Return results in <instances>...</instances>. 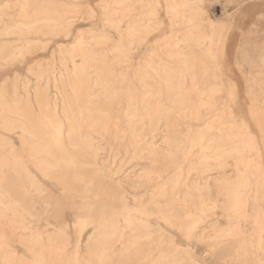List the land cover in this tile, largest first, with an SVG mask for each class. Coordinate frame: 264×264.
<instances>
[{
  "label": "rangeland",
  "instance_id": "rangeland-1",
  "mask_svg": "<svg viewBox=\"0 0 264 264\" xmlns=\"http://www.w3.org/2000/svg\"><path fill=\"white\" fill-rule=\"evenodd\" d=\"M13 1L14 0H0V158L7 157L10 147H13L14 154L19 159H22L27 167L26 173L28 177L19 179L11 172L9 169L11 167H9L5 169V173H8L9 182L0 183V185H2V189L13 190L15 192L16 200L14 199V201L18 203L16 218L22 223V229L19 230V228H14L16 231H14V229L12 230V232L15 233H12L6 228H2L0 226V232L8 234V237L11 238L9 242L11 250L16 255L26 257L28 259L27 263L31 262L30 264H33L31 261L33 256L29 252V249L22 244L21 240L31 238L35 233H38L39 237L42 239L41 240L39 238L40 245L44 246L46 245V239L54 238L55 235H58L57 229L66 226V233L69 237V247L67 246L65 255H61V259L56 260L55 258H50L47 253L48 257H46L44 262L41 264H67L65 263V259L72 253L76 243V237H78L75 235V227L73 226L75 222L83 218V214L79 212V207L82 203H86L87 205H92L94 208L93 212L90 214V221L94 224L93 226L91 225L88 228H84L82 234L78 238L83 242L82 253L85 255L84 264H116V260L114 258L111 259V257L107 256L106 258H99L97 253H87L84 249V244L88 235L93 232L94 228L98 227L100 224L111 222L115 219L114 208L117 205L115 204L113 198L117 190L116 187L121 186L120 188L127 192L125 193L129 207L135 208L137 212H139H136L137 214L134 215L135 218L148 223L150 227V229H148L149 231L145 230L143 232H150L151 235L155 234L154 237L153 235L151 236L150 241L144 240L137 244L135 251L133 252L134 255H129L128 258L123 257L124 261L122 260V264H154L155 259H159L156 261L160 264H264V0H213L210 5L209 3H205L206 5H200L199 10L196 8L195 11L197 13V20L201 25L202 32L204 33L203 38L200 41L194 39L192 42L191 40L185 43L182 42L180 43V47L183 48L182 50L186 56L188 55L187 59L189 64L194 65L192 67L193 69H190V71L192 70L191 72L195 73L196 81L199 84L192 87L189 83V79H187L188 82H186L184 87H182L180 91L176 90L179 92V95H177L179 98L178 100L177 98L174 99L175 103L167 100L169 98V94L167 88H165L166 86H164V83L162 84L165 76L168 75L165 74L163 77L164 74L161 73L162 70L160 68H156L160 74V78L158 79V77H154L152 79L151 77H153V75L151 70L146 69L144 63L141 62H145L148 55L151 52H154L153 56L154 54L156 56H154L152 60L153 63L155 62L154 64L156 67L161 62H165L172 67H176L174 61H171L166 57L167 54L165 52L169 48L167 49L165 47H169L172 40L179 39L182 41V26L180 25L178 26L179 29L177 28L180 35L175 34L174 37L171 32L170 21L168 20L169 15L167 14V0H151V2L149 1V3H147L148 5H144L145 0H141L142 3L140 0H131L133 2V10L126 9L128 11L122 9L124 5L119 6V4H116L118 0H25L26 3L24 0L21 2L20 0ZM19 2L21 5H19ZM22 4L24 5L22 6ZM113 4L122 10L115 7ZM146 5L147 7H145ZM24 9L25 11H23ZM143 9H145V11ZM190 9L194 10L193 7H187L185 16H189L188 12ZM204 10L207 11L205 12ZM120 11L125 14L123 13V15L122 13H119ZM197 11L201 12L199 13ZM66 12L68 13L66 14ZM60 18L62 22L59 21ZM52 19H54L53 21L55 22L51 21ZM133 20H139V25L136 27L135 34L137 35L132 38L130 37L131 31H126V26H128V23H131ZM107 21L110 22L107 23ZM47 23L48 25H46ZM61 24L62 26H60ZM118 24L120 26H118ZM65 25H67V27ZM109 25L110 28L112 27L113 29L107 28ZM64 26L66 28H64ZM114 26L118 27L116 28ZM27 27H31L32 30ZM26 29H28V32ZM117 29L118 31H116ZM18 30L22 34L19 33ZM29 31L31 33H29ZM90 32L94 33L91 35ZM148 33H150V35ZM89 34L90 36H88ZM115 35H119L120 37H115ZM136 36L138 39L135 38ZM101 37H103V39H101ZM183 40L187 41L188 39ZM105 41L106 44H104ZM76 42L77 44H75ZM127 43H131V45L133 43L132 47H130V49H133L132 55L128 57L126 64L114 63L115 61L113 60L115 53L113 48L120 47L121 45L122 47L128 48L130 44L127 46ZM78 44L83 45L80 46ZM86 46L90 47L87 48ZM163 49H165V51ZM83 50L85 53H83ZM104 53L107 54L104 55ZM163 54H166V58ZM92 55L94 61L90 58ZM95 57H97V59ZM192 57H194L193 60ZM69 58L70 61L72 59L74 60L70 62ZM88 60L90 68L87 70L88 75L86 78L89 81L86 82L87 84L81 82L83 85L80 86V81L77 80H80L79 78L81 77L78 76L76 78L78 74L76 72L79 70L75 71L72 64H74L75 67L78 65V67L81 68L84 62H88ZM98 60L100 62H98ZM82 61L84 62L82 63ZM93 68L94 70H92ZM140 68H144V71L146 70L145 72H147L148 75L151 74V77L146 78L147 80L145 84L146 88L151 90H146L145 86L140 85V83L136 80V74L138 71L135 70H139ZM66 69L68 71H66ZM100 73L103 74L100 76ZM104 75H107V78H104ZM94 76H98L97 81L99 83L94 84ZM71 79L73 80L71 81ZM105 79L111 80L112 85H102V80ZM121 79L124 80L121 81ZM119 80L120 83L118 82ZM134 85L136 88H134ZM73 87L75 88L72 89ZM77 87L80 91L76 89ZM157 87L160 88L159 92H161L154 99L156 96L154 94L158 89ZM143 88H145V90H143ZM215 88L217 90H215ZM176 91L174 90V93H177ZM152 94L154 97H152ZM145 98L148 101V103L145 102L146 105H148V109L155 104H158L161 110L163 108V112L160 116V129L152 137V139L148 132L149 128L146 115L143 116L144 112L140 111L138 113H134L136 112L135 109L137 105L139 110L141 109V106L144 105L143 101ZM128 99L132 100L129 101ZM134 100L137 102L135 101V106L133 107ZM54 103H57L56 116L58 118L56 116L55 118L51 116ZM171 103L172 106H170ZM16 105L17 107H15ZM63 105H68L67 107H70L69 109L74 107L69 110L71 113H69V115L72 121L75 120L81 123L77 131L70 132V130H68L69 125L67 124V126L65 124L66 121L63 120V116L61 117V108H63ZM7 107L11 108L10 112L13 110L15 112L13 111V113H9V108ZM181 108H183V110ZM187 108L190 109L188 110ZM21 109V113L24 112L23 117L30 123V126L32 128L34 126L36 127V129L35 127L33 129L38 131L37 135H39V138L42 136L40 138L41 141H49L54 132L56 133V131H54V127L57 125L56 129H58L59 132L62 131L60 134L61 142L63 140V147L60 148L61 152L59 151V153L62 157L66 153L65 157H70L71 154L73 155L70 157L73 160V164L71 166L67 168L63 166H60L61 168L52 167L53 169L50 168L51 170H49L46 174L43 173L44 175L40 172V170L35 166L34 161L45 159L53 165L54 160L50 159L51 157L49 155L43 153V155L40 154L38 157L36 155V158L34 157V159L32 158V160H30L22 151L21 143L18 139L20 132L18 128H16V125H19V120H21ZM73 109L77 112L75 111L74 113ZM83 111H85V113L86 111H89L90 113H87L90 115L87 113L85 114ZM186 111L189 113H186ZM16 112L19 113L14 115ZM47 113L48 115L51 113L50 116L52 120L50 116L46 115ZM225 113L228 114L226 115ZM140 114L142 115L140 118H145L146 121L144 122V120H142L143 124L141 123V119L139 120L138 118ZM192 114L195 115V117ZM166 115H168L167 118ZM126 116L127 119L129 117L131 119L129 118L127 121ZM45 118L47 119L46 121ZM41 119L42 122L40 121ZM85 120H89V122H85ZM38 121L41 123L39 122L38 124ZM47 121L52 122L50 127ZM165 122L168 123L167 125L170 129L168 137H166L165 132H163ZM45 123L48 124V126ZM136 123L138 125H136ZM92 125L93 128L96 127V131L95 129H92ZM37 126L39 128H45V130H47L48 133L50 132V134L47 135V132L44 131L43 128L39 129ZM9 127L11 129L9 131L11 132L6 130ZM135 127L139 128L134 130ZM49 128L53 129L50 130ZM142 128L145 129L142 130ZM89 130H93L94 132ZM44 132H46L49 140L46 138ZM52 132L53 134H51ZM97 132H99V135ZM142 134L144 136H142ZM66 136L70 142H67ZM84 137L90 138L91 141H93L92 146L94 150L92 148L88 149L91 154L87 152L88 150L85 148L86 146L84 145V140H82ZM167 138L168 141L171 140L168 142H171L169 145L166 142L165 143L167 145L164 143V141H167ZM80 140H82L84 144L82 141L78 144ZM10 143L13 145L10 146ZM135 143L138 148L135 146ZM140 143L144 144L141 145ZM79 146L81 148H79ZM54 148L55 147L51 148L52 152ZM95 150L98 151L96 155ZM159 150L160 153L158 152ZM153 151H155L156 156H151ZM59 153H57L58 155L56 156H59ZM85 153L86 155L88 154V158L85 157ZM169 153L170 155H168ZM148 155H150L151 158L150 156L148 157ZM133 156H136L138 161H135L136 158H133ZM89 157L91 158L89 159ZM172 161L175 162L170 168L172 175L170 174L165 177L164 175L166 174L163 170ZM218 164H220V169L218 171L226 174L231 173L230 170L234 164L236 170L234 182L237 183L236 185L241 184L242 192L239 193L236 190L229 191L226 188L223 189L221 185L217 186L210 180L214 175H216ZM71 167L75 170L70 171ZM201 167H204L203 170H206L204 174ZM68 169L70 170L68 171ZM193 169L196 172H194ZM178 171L181 172L179 173ZM73 172L77 174H74ZM148 173L159 174L160 177L157 178V180L150 179L149 181L146 177H144ZM194 173L197 174L194 175ZM49 174L51 177H48ZM238 176L242 177L238 179ZM0 178H2V174L0 175ZM240 179L242 180V183ZM247 179L250 181L249 183ZM81 180L83 182H81ZM178 182L180 184H178ZM246 182L249 185H247ZM205 184L207 185L205 186ZM169 185L172 188H170ZM158 189L161 190L159 191ZM171 189L174 190L171 192ZM153 190L157 191L155 193H157L158 196L154 194ZM201 192L204 193L201 194ZM151 193L152 195H150ZM187 195L193 203L189 202ZM95 196L98 198V201L97 198L95 200ZM150 197H152L151 200ZM161 197H163V200ZM83 200L85 201L83 202ZM183 202H185V205L182 204ZM199 202L200 204H198ZM242 203L245 205H242ZM156 205L158 207H156ZM163 205H167L170 212L177 215V218L167 220L170 224H168L166 220L162 221L163 219H160L157 215L158 210L162 208L164 209L161 210L162 212H166L168 210L167 207H164ZM202 208L205 209V211H202L201 213V210H203ZM234 208H237V210H234ZM241 209L244 213L246 212V214H243ZM26 210L28 212H26ZM203 212L205 215H203ZM232 213L233 215L235 213L238 215L235 214V217L233 216L232 218ZM239 214L243 215L244 219L242 217H238ZM224 215L229 216L231 221L224 218ZM188 216L189 219L187 218ZM199 218L200 223L198 224L199 226L195 228V232L198 230L196 232V236H194L195 238L192 237L189 241L184 239L185 231L192 228L193 222ZM165 221L166 225L164 224ZM244 221L245 224H243ZM202 222L205 224L203 223V225ZM228 222L231 223L227 225ZM170 225H174V227H171ZM77 226L79 225H76V227ZM237 228H240L241 230H238ZM206 230L208 234L205 232ZM259 232L260 234L258 235ZM239 233L240 235H238ZM156 234L161 237L164 235V238H161ZM212 234L216 236V239H212ZM257 235L260 236V240H257ZM45 236L47 238H45ZM158 237L161 242L156 244L154 241H156ZM220 241L221 244L219 243ZM257 241H260L263 247L261 246L259 248V246H257ZM173 244L175 247H172L174 246ZM120 247V243H116L113 246V252L115 255L120 252ZM187 250L190 252L193 262H188L185 258L184 252ZM161 258H163L166 262L163 260L161 261ZM155 264L158 263L156 262Z\"/></svg>",
  "mask_w": 264,
  "mask_h": 264
},
{
  "label": "bare ground",
  "instance_id": "bare-ground-1",
  "mask_svg": "<svg viewBox=\"0 0 264 264\" xmlns=\"http://www.w3.org/2000/svg\"><path fill=\"white\" fill-rule=\"evenodd\" d=\"M12 1V0H11ZM15 1V0H14ZM13 1V2H14ZM19 1V0H18ZM22 0H20V2H21ZM25 1V0H24ZM29 1V0H28ZM135 1V0H134ZM144 1V0H143ZM149 1L151 2V0H145V2H144V5L145 4H147V3H149ZM212 1L213 0H167L166 2H167V8H168V11H167V14L169 15L168 16V20L170 21V27H171V32H172V34H173V36L175 37V34H178V35H180L179 34V31L177 30V28H178V26H182V41L181 40H172V42H171V44H170V46L169 47H165V48H169L168 50H166V54H167V56H166V54L164 55V57L166 56L168 59H170L171 61H174V63L176 64V67H172L171 65H169L168 63H163V62H161V63H159L158 65H157V67L155 66V62L153 63V60H152V58L154 57V56H156L155 54H154V56H153V53L154 52H151L149 55H148V57H147V59L145 60V62H143V61H141L142 63H144V66H145V68L146 69H148V70H151V72H152V75H153V77H151V74H149L148 75V73L147 72H145L144 71V68H140L139 70H135V71H138V73L136 74V80L140 83V85H143V86H145V84H146V78L147 77H151L152 79L154 78V77H158V79L160 78V74H159V72H158V70H156V68L158 69V68H160L161 70H162V72L161 73H163L164 75H163V77L165 76V74H167L168 76H165V79L163 80V82H162V84L164 83V86H166L165 88H167V91H168V101L170 100V102L171 101H173L174 102V99H176L177 98V100H178V98L179 97H177V95H179V92L178 91H180V89H182V87H184V85L186 84V82H188V80L187 79H189V83H190V85L192 86V87H195V86H197L199 83L196 81V75H195V73L194 72H191L190 71V69H193L192 67L194 66V65H191V64H189V62H188V59H187V56H186V54L183 52V48H181L180 47V43H182V42H188V41H190L191 40V42H192V40L194 41V39H196L197 41H200L202 38H203V35H204V33L202 32V30H201V25H200V23H198V20H197V13H196V8H197V10H199V7H200V5H202V4H207V3H209V5L212 3ZM257 1V0H256ZM10 2V1H9ZM20 2H19V5H21L20 4ZM37 2V1H36ZM140 2H141V0H140ZM6 3V2H5ZM24 3V2H23ZM25 3H26V1H25ZM28 3V2H27ZM71 3V2H70ZM113 3V2H112ZM137 3V2H136ZM142 3V2H141ZM215 3V2H214ZM18 4V3H17ZM16 4V5H17ZM50 4V3H49ZM117 5L119 4V6H122V5H124V7H122V9H131V10H133V7H132V4H133V2L131 1V0H118L117 1V3H116ZM135 4V3H134ZM205 4V5H206ZM219 4V3H218ZM24 4H22V6H23ZM27 5V4H26ZM105 5V4H104ZM107 5V4H106ZM114 6H115V4H113ZM148 5V4H147ZM147 5L145 6V7H147ZM158 5V4H157ZM18 6V5H17ZM16 6V7H17ZM45 6V5H44ZM58 6V5H57ZM114 6H112V7H114ZM135 6V5H134ZM143 6V5H142ZM13 7V6H12ZM31 7V6H30ZM67 7V6H66ZM69 7V6H68ZM115 7H117V6H115ZM187 7H190V8H194V10L193 9H190V11L188 12L189 13V16L187 17V16H185V12H186V8ZM8 8V7H7ZM62 8V7H61ZM70 8V7H69ZM117 8H119V7H117ZM18 9H19V7H18ZM23 9V8H22ZM104 9V8H103ZM105 9H107V8H105ZM120 9V8H119ZM122 9H120V10H122ZM21 10V9H20ZM65 10V9H64ZM63 10V11H64ZM67 10H69V9H67ZM113 10V9H112ZM131 10H130V12H131ZM144 11H145V9H143ZM23 11H25V9L23 10ZM73 11V10H72ZM77 11V10H76ZM103 11V10H102ZM126 11H128V10H126ZM205 11V10H204ZM207 11V10H206ZM205 11V12H206ZM107 12V11H106ZM115 12H116V10H115ZM130 12H128V13H130ZM197 12H199V11H197ZM201 12V11H200ZM199 12V13H200ZM226 12V11H225ZM25 13V12H24ZM68 12H66V14H67ZM86 13V12H85ZM84 13V14H85ZM119 13H122L121 11L119 12ZM124 13V12H123ZM122 13V14H123ZM142 13V12H141ZM165 13V12H164ZM196 13V14H195ZM208 13V12H207ZM108 14V13H107ZM117 14H118V12H117ZM122 14H120V15H122ZM125 14V13H124ZM123 14V15H124ZM131 14H133V13H131ZM143 14V13H142ZM58 15V14H57ZM110 15V14H109ZM115 15V14H114ZM128 15V14H127ZM141 15V14H140ZM187 15V14H186ZM203 15V14H202ZM1 16V15H0ZM37 16V15H36ZM55 16H56V14H55ZM64 16L66 17V15L64 14ZM117 16V15H116ZM126 16V15H125ZM154 16V15H153ZM6 17V16H5ZM79 17H81V16H79ZM93 17V16H92ZM113 17V16H112ZM111 17V18H112ZM118 17V16H117ZM138 17V16H137ZM144 17V16H143ZM22 18V17H21ZM35 18V17H34ZM57 18V17H56ZM91 18V17H90ZM103 18V17H102ZM110 18V17H109ZM115 18V17H114ZM124 18V17H123ZM126 18V17H125ZM129 18V17H128ZM141 18V17H140ZM260 18V17H259ZM24 19V18H23ZM59 19V18H58ZM76 19V18H75ZM120 19V18H119ZM138 19V18H137ZM142 19V18H141ZM1 20V19H0ZM34 20V19H33ZM54 19H52L51 21H53ZM117 20H118V18H117ZM116 20V21H117ZM125 20V19H124ZM143 20V19H142ZM35 21V20H34ZM33 21V22H34ZM39 21V20H38ZM59 21H61L62 22V20H61V18H60V20ZM58 21V22H59ZM104 21H105V18H104ZM122 21H123V19H122ZM147 21V20H146ZM53 22H55V21H53ZM108 22H110V21H107V23ZM118 22H119V20H118ZM121 22V21H120ZM144 22V21H143ZM2 23V22H1ZM52 23V22H51ZM68 23V22H67ZM66 23V24H67ZM106 23V24H107ZM142 23V22H141ZM150 23V22H149ZM149 23H147V24H149ZM114 24V23H113ZM46 25H48V23L46 24ZM110 25H112V24H110ZM110 25H109V27H107V28H109V29H111L110 28ZM139 25V20H133L131 23H128V26H126L125 28L127 29L126 31H131V34H130V37H132L133 38V36H135V35H137V34H135L136 33V27ZM32 26H33V24H32ZM39 26V25H38ZM37 26V27H38ZM41 26V25H40ZM45 26V25H44ZM60 26H62V24L60 25ZM66 27H67V25H65ZM64 26V28H66ZM118 26H120L119 24H118ZM117 26V27H118ZM215 26V25H214ZM21 27V26H20ZM46 27V26H45ZM48 27V26H47ZM114 27H116V26H114ZM116 27V28H117ZM147 27V26H146ZM145 27V28H146ZM27 28H29V27H27ZM31 28V27H30ZM29 28V29H30ZM40 28V27H39ZM49 28V27H48ZM52 28V27H51ZM62 28V27H61ZM115 28V29H116ZM42 29V28H41ZM52 29H54V28H52ZM113 29V28H112ZM119 29H120V27H119ZM161 29V28H160ZM179 29V28H178ZM31 30H32V28H31ZM30 30V31H31ZM62 30V29H61ZM138 30V29H137ZM143 30V29H142ZM205 30V29H204ZM23 31V30H22ZM26 31L28 32V29H26ZM25 31V32H26ZM29 31V33H31ZM116 31H118V29L116 30ZM143 31H145V30H143ZM18 32H19V30H18ZM89 32V31H88ZM124 32V31H123ZM8 33V32H7ZM11 33V32H10ZM19 33H21V32H19ZM61 33V32H60ZM91 33V32H90ZM92 33H94V32H92ZM92 33H91V35H92ZM119 33V32H118ZM147 33V32H146ZM22 34V33H21ZM27 34V33H26ZM124 34V33H123ZM129 34V33H128ZM149 35H150V33H148ZM147 34V35H148ZM151 34H153V33H151ZM172 34H171V36H172ZM264 34V33H263ZM1 35V34H0ZM9 35V34H8ZM14 35V34H13ZM101 35V34H100ZM114 35V34H113ZM33 36V35H32ZM41 36V35H40ZM53 36V35H52ZM88 36H90V34L88 35ZM117 36H119V35H117ZM116 35H115V37H117ZM139 36V35H138ZM7 37V36H6ZM109 37V36H108ZM107 37V39L109 40V38ZM120 37V36H119ZM129 37V38H130ZM91 38H92V36H91ZM90 38V39H91ZM97 38V37H96ZM136 39H138L137 38V36L135 37ZM78 39V38H77ZM76 39V40H77ZM81 39V38H80ZM101 39H103V37H101ZM105 39V38H104ZM107 39H106V41H107ZM128 39V38H127ZM131 39V38H130ZM130 39H128V40H130ZM183 39H188L187 41H184ZM96 40V39H95ZM94 40V41H95ZM119 40V39H118ZM140 40V39H139ZM142 40V39H141ZM20 41V40H19ZM88 41V40H87ZM90 41V40H89ZM92 41V40H91ZM106 41L104 42V44H106ZM131 41V40H130ZM170 41V40H169ZM79 42V41H78ZM82 42H84V41H82ZM127 42V41H126ZM138 42H140V41H138ZM161 42V41H160ZM204 42V41H203ZM26 43V42H25ZM80 43V42H79ZM89 43V42H88ZM119 43V42H118ZM121 43V42H120ZM141 43H143V42H141ZM164 43V42H163ZM190 43V42H189ZM196 43V42H195ZM198 43V42H197ZM205 43V42H204ZM75 44H77V42L75 43ZM81 44V43H80ZM80 44H78V45H80ZM85 44V43H84ZM90 44V43H89ZM122 44V43H121ZM128 44H130V46L128 45ZM11 45V44H10ZM38 45V44H37ZM83 45V44H82ZM82 45H80V46H82ZM87 45V44H86ZM132 45H133V43H132ZM132 45H131V43H127V46H129L128 48H125V47H122V45L120 46V47H116V48H113V50H114V53H115V57H114V60L113 61H115L114 63H124V64H126V61L128 60V57L130 56V55H132V50L133 49H130V47H132ZM202 45V44H201ZM161 46V45H160ZM205 46V45H204ZM30 47V46H29ZM87 47V46H86ZM90 47V46H89ZM89 47H87V48H89ZM136 47H138V46H136ZM12 48V47H11ZM92 48V47H91ZM210 48V47H209ZM5 49V48H4ZM86 49V48H85ZM213 49V48H212ZM88 50V49H87ZM164 51H165V49H163ZM162 50V51H163ZM112 51V50H111ZM163 51V52H164ZM14 52V51H13ZM25 52V51H24ZM73 52V51H72ZM87 52V51H86ZM107 52V51H106ZM162 52V53H163ZM33 53V52H32ZM83 53H85L84 52V50H83ZM109 53V52H108ZM105 54H107V53H104V55ZM110 54V53H109ZM108 54V55H109ZM210 54V53H209ZM20 55V54H19ZM82 55H84V54H82ZM86 55V54H85ZM211 55V54H210ZM94 56H96V55H94ZM110 56V55H109ZM113 56V55H112ZM209 56V55H208ZM19 57V56H18ZM111 57V56H110ZM146 57V56H145ZM165 57V58H166ZM12 58V57H11ZM71 58V57H70ZM70 58H69V61H70ZM74 58V57H73ZM90 58H92V61H94L93 59V55H92V57L90 56ZM96 59H97V57H95ZM104 58H106V57H104ZM8 59V58H7ZM110 59V58H109ZM112 59V58H111ZM194 59V57H192V60ZM14 60V59H13ZM74 59H72L70 62H72ZM90 60V59H89ZM89 60H88V62L87 61H82V63L84 62V64H83V66L81 67V68H79L78 67V65H77V67H75V65L74 64H72V66L75 68L74 70L76 71H78V72H76V73H78L77 74V76H76V78L79 76V77H81V78H79L80 80H77V79H75V80H77V81H80V83H79V85L81 84V82L82 83H85V84H87L86 82H88L89 80L86 78L87 77V75H88V73H87V70L90 68V63H89ZM100 60V59H99ZM98 60V62H100ZM103 60V59H102ZM106 60V59H105ZM170 60H168V61H170ZM263 60V59H262ZM10 61V60H9ZM112 61V60H111ZM12 62V61H11ZM60 62V61H59ZM96 62V61H95ZM102 62V61H101ZM160 62V61H159ZM194 62V61H193ZM81 63V62H80ZM264 63V62H263ZM38 64V63H37ZM96 64V63H95ZM105 64V63H104ZM124 64H122V65H124ZM4 65V64H3ZM100 65V64H99ZM103 65V64H102ZM6 66V65H5ZM12 66V65H11ZM61 66V65H60ZM93 66H94V64H93ZM107 66V65H106ZM120 66V65H119ZM124 66H126V65H124ZM139 66V65H138ZM155 66V67H154ZM221 66V65H220ZM45 67V66H44ZM99 67V66H98ZM127 67V66H126ZM102 68H103V66H102ZM122 68V67H121ZM139 68V67H138ZM221 68H222V66H221ZM258 68V67H257ZM97 69H99V68H97ZM104 69H106V68H104ZM137 69V68H136ZM159 69V70H160ZM260 69V68H259ZM73 70V71H74ZM92 70H94V68L92 69ZM91 70V71H92ZM128 70V69H127ZM65 71V70H64ZM66 71H68L67 69H66ZM74 71V72H75ZM99 71V70H98ZM125 71V70H124ZM70 72V71H69ZM73 72V73H74ZM90 72V71H89ZM96 72V71H95ZM101 72H103V71H101ZM110 72V71H109ZM117 72V71H116ZM72 73V74H73ZM91 73V72H90ZM93 73H94V71H93ZM111 73V72H110ZM103 74V73H102ZM101 73H100V76L102 75ZM124 74V73H123ZM125 74H126V72H125ZM31 75V74H30ZM68 75H69V73H68ZM76 75V74H75ZM90 75V74H89ZM94 75V74H93ZM92 75V76H93ZM95 75H96V73H95ZM98 75V74H97ZM109 75V74H108ZM111 75V74H110ZM120 75V74H119ZM70 76V75H69ZM107 76V75H106ZM105 75L103 76L104 78L106 77ZM34 77V76H33ZM89 77V76H88ZM103 78V79H104ZM107 78V77H106ZM118 78V77H117ZM40 79V78H39ZM67 79V78H66ZM73 79H71V81H72ZM94 84H96V83H99L97 80H98V76L96 77V76H94ZM100 80V79H99ZM122 80H124V79H121V81ZM213 80V79H212ZM103 81V82H102ZM102 81H100V82H102L103 84L102 85H110L111 84V80H107V79H105V80H102ZM114 81V80H113ZM154 81V80H153ZM158 81H160V80H158ZM17 82V81H16ZM37 82V81H36ZM119 83H120V80L118 81ZM152 82V81H151ZM226 82V81H225ZM18 83V82H17ZM16 83V84H17ZM74 83H75V81H74ZM114 83H115V81H114ZM118 83V84H119ZM128 83V82H127ZM222 83V82H221ZM77 84H78V82H77ZM159 84V83H158ZM161 84V83H160ZM83 84H81L80 86H82ZM98 85V84H97ZM101 85V84H100ZM112 85V84H111ZM155 85V84H154ZM227 85V84H226ZM96 86V85H95ZM131 86V85H130ZM135 86V85H134ZM133 86V87H134ZM162 86V85H161ZM160 86V87H161ZM75 87H76V85H75ZM75 87H73L72 89H74ZM101 87V86H100ZM106 87V86H105ZM141 87V86H140ZM156 87V86H155ZM254 87V86H253ZM81 88V87H80ZM134 88H136V86L134 87ZM145 88H146V86H145ZM145 88H143V90H145ZM158 89L156 90V92H155V94L154 95H156L155 97H154V95L152 96V97H154V99L160 94V92H159V87H157ZM162 88V87H161ZM260 88V87H259ZM24 89V88H23ZM76 89H78V87L76 88ZM149 89V88H148ZM147 88H146V90H148ZM15 90V89H14ZM105 90V89H104ZM138 90V89H137ZM141 90H142V88H141ZM149 90H151V89H149ZM163 90V89H162ZM174 90L176 91V90H178V91H176L177 93H174ZM205 90V89H204ZM215 90H217L216 88H215ZM78 91H80V89H78ZM102 91V90H101ZM155 91V90H154ZM126 92H128V91H126ZM228 92V91H227ZM253 92V91H252ZM81 93V92H80ZM79 93V94H80ZM103 93V92H102ZM1 94V93H0ZM107 94V93H106ZM134 94V93H133ZM144 94V93H143ZM142 94V95H143ZM74 95H75V93H74ZM86 95V94H85ZM210 95V94H209ZM16 96V95H15ZM54 96V95H53ZM56 96V95H55ZM102 96V95H101ZM109 96V95H108ZM201 96V95H200ZM29 97V96H28ZM60 97V96H59ZM58 97V98H59ZM114 97V96H113ZM132 97V96H131ZM131 97H129V98H131ZM141 97V96H140ZM149 97V96H148ZM148 97H146V98H148ZM227 97H229V96H227ZM55 98V97H54ZM69 98V97H68ZM110 98V97H109ZM109 98H107V99H109ZM128 98V97H127ZM139 98V97H138ZM144 99V105L143 106H141V104H140V106H141V109L139 110V108H137L138 107V105H137V107H136V109H135V111L136 112H134V113H138V112H144V115L143 116H145L146 115V118H147V121H148V132H149V135L151 136V139H152V137L159 131V129H160V127H159V123H160V121H161V119H160V116H161V113L163 112L162 110H163V108H162V110H161V108L159 107V105L158 104H155L154 106H152V107H150L149 109H148V105H146V103L145 102H147L148 103V101H147V99ZM208 98V97H207ZM231 98V97H230ZM63 99V98H62ZM136 99V98H135ZM140 99V98H139ZM129 100V99H128ZM130 100H132V99H130ZM129 100V101H130ZM146 100V101H145ZM148 100H150V99H148ZM152 100V99H151ZM166 100V101H167ZM177 100H176V102H177ZM183 100H184V98H183ZM203 100V99H202ZM206 100V99H205ZM262 100V99H261ZM55 101V100H54ZM68 101V100H67ZM135 101L136 100H134V105H133V107L135 106ZM142 101V100H141ZM2 102V101H1ZM4 102V101H3ZM57 102V101H56ZM66 102V101H65ZM137 102V101H136ZM172 102V103H173ZM141 103V102H140ZM161 103V102H160ZM172 103H171V105L170 106H172ZM175 103V102H174ZM57 104V103H56ZM56 104L54 103V106H53V109H52V115H51V113H50V115L52 116V117H54L55 118V116H56ZM67 104V103H66ZM138 104V103H137ZM122 105V104H121ZM179 105V104H178ZM183 105V104H182ZM18 106H20V105H18ZM25 106V105H24ZM68 106V105H67ZM67 106H65V105H63V108H61L62 109V111H61V113H62V115H61V117L63 116V120H65L66 121V125L68 124L69 125V129L68 130H70V132L71 131H77V129L80 127V124L81 123H79L78 121H75L74 119V121H72L71 120V117H70V115H69V110H71L72 108H74V107H72L71 109H69ZM80 106V105H79ZM162 106V105H161ZM174 106V105H173ZM177 106V105H176ZM180 106V105H179ZM15 107H17V105L15 106ZM48 107V106H47ZM76 107V106H75ZM185 107V106H184ZM7 108H9V107H7ZM20 108V107H19ZM24 108V107H23ZM165 108V107H164ZM186 108V107H185ZM6 109V108H5ZM76 109V108H75ZM75 109H73L74 110V113H75ZM80 109V108H79ZM85 109V108H84ZM129 109V108H128ZM132 109V108H131ZM130 109V110H131ZM166 109H168V108H166ZM182 110H183V108H181ZM188 109V108H187ZM190 109V108H189ZM188 109V110H189ZM200 109V108H199ZM3 110H4V108H3ZM10 110H11V108H9V113H13V111L12 112H10ZM20 110V109H19ZM86 110H87V108H86ZM98 110V109H97ZM129 110V111H130ZM185 110V109H184ZM187 110V111H188ZM194 110V109H193ZM8 111V110H7ZM18 111V110H17ZM80 111V110H79ZM127 111V110H126ZM186 111V113H189V112H187ZM6 112V111H5ZM15 112V111H14ZM22 112V109H21V111H20V117H21V120H19V125H16L17 127L16 128H18V130H19V132H20V134H19V140H20V143H21V148H22V151L26 154V156L30 159V160H32V158L34 159V157L37 155V157H38V155H43V154H47V155H49L51 158L50 159H53L54 161V164L53 165H51L48 161H46L45 159H40V160H37V159H35V160H37V161H34V164H35V166L40 170V172L43 174H46L49 170H51L50 168H58V167H60V166H63V167H69V166H71L72 164H73V160H72V158H70L71 156H73L72 154H71V156L70 157H65L66 156V154L62 157V155L59 153V151L61 152V150H60V148H62L63 146H62V142H63V140H62V142H61V136H60V134H61V132H59V130L58 129H56V126L57 125H55V127H54V131H56V133L54 132V134H53V132L51 133V134H53L52 135V138L49 140V137L47 138V135L48 134H50V132L48 133L47 132V130H45V128H43V127H41V128H43L44 129V131H46L47 132V135H46V132H44V134L46 135V138L49 140V141H41L40 140V138L42 137H40L39 138V135H37V130H34L33 128L35 127H31L30 126V123L23 117V113H21ZM49 112V111H48ZM77 112V111H76ZM84 113H85V111H83ZM87 112H89V111H86V113ZM109 112V111H108ZM132 112V111H131ZM167 112V111H166ZM169 112V111H168ZM19 113V112H18ZM17 112L14 114V115H16V114H18ZM60 113V112H59ZM81 113V112H80ZM85 113V114H86ZM90 113V112H89ZM170 113V112H169ZM168 113V114H169ZM172 113V112H171ZM194 113V112H193ZM71 114V113H70ZM83 114V113H82ZM81 114V115H82ZM88 114V113H87ZM97 114V113H96ZM166 114V113H165ZM195 114V113H194ZM226 114V113H225ZM228 114V113H227ZM226 114V115H227ZM47 116H50V115H48V113L46 114ZM75 115V114H74ZM80 115V116H81ZM88 115H90V114H88ZM92 115V114H91ZM98 115V114H97ZM106 115V114H105ZM108 115V114H107ZM110 115V114H109ZM131 115V114H130ZM189 115V114H188ZM193 115V114H192ZM51 116H50V118H51ZM72 116H73V114H72ZM78 116V115H77ZM99 116V115H98ZM129 116V115H128ZM135 116V115H134ZM136 116H137V114H136ZM186 116V115H185ZM194 117H195V115H193ZM201 116V115H200ZM57 117V116H56ZM74 117V116H73ZM75 117H76V115H75ZM85 117H87V116H85ZM84 117V118H85ZM89 117V116H88ZM101 117H102V115H101ZM108 117V116H107ZM140 117H142V115L140 114V116H138V118H139V120L141 119ZM168 117V115H166V118ZM181 117V116H180ZM196 117H197V115H196ZM15 118H16V116H15ZM19 118V117H18ZM29 118V117H28ZM40 118V117H39ZM58 118V117H57ZM78 118V117H77ZM82 118H83V116H82ZM130 118V117H129ZM128 118V119H129ZM133 118V117H132ZM136 118V117H135ZM165 118V119H166ZM43 119V118H42ZM42 119L40 120L41 122H42ZM126 119H127V116H126ZM128 119H127V121H128ZM131 119V118H130ZM189 119V118H188ZM194 119V118H193ZM39 120V119H38ZM44 120V119H43ZM47 119L45 118V121H46ZM50 120V119H49ZM51 120H52V118H51ZM78 120V119H77ZM91 120V119H90ZM123 120V119H122ZM142 120H144V122H146L145 121V118L144 119H141V123L143 124V122H142ZM40 121H38V124H39V122ZM53 121H54V119H53ZM60 121V120H59ZM86 121H88L89 122V120H85V122ZM118 121V120H117ZM116 121V122H117ZM134 121V120H133ZM196 121V120H195ZM230 121V120H229ZM15 122V121H14ZM40 122V123H41ZM48 122V121H47ZM56 122V121H55ZM137 122V121H136ZM52 122H48V124H49V127H50V124H51ZM62 123V122H61ZM111 123V122H110ZM109 123V124H110ZM130 123H131V120H130ZM43 124V123H42ZM42 124H40V125H42ZM46 124V123H45ZM44 124V125H45ZM48 124H46L47 126H48ZM54 124V123H53ZM60 124V123H59ZM114 124V123H113ZM117 124H118V122H117ZM126 124V123H125ZM168 123L167 122H165V124H164V131L163 132H165V136L166 137H168L169 136V134H170V129H169V127H168V125H167ZM67 125V126H68ZM86 125V124H85ZM91 125V124H90ZM97 126H99L98 124H96ZM95 125V126H96ZM114 125H116V124H114ZM136 125H138L137 123H136ZM230 125V124H229ZM10 126V125H9ZM127 126V125H126ZM130 126H132V125H130ZM135 126V125H134ZM141 126V125H140ZM139 126V127H140ZM143 126H145V125H143ZM233 126V125H232ZM38 127V126H37ZM61 127H62V124H61ZM91 127V126H90ZM133 127V126H132ZM139 127H135V129L134 130H136L137 128H139ZM142 127V126H141ZM223 127V126H222ZM3 128H6V127H3ZM39 128V127H38ZM41 128H39V129H41ZM48 128V127H47ZM59 128V127H58ZM96 128V127H95ZM95 128H93V125H92V129H95ZM104 128V127H103ZM231 128V127H230ZM35 129H36V127H35ZM50 129V128H49ZM53 129V128H52ZM52 129H50V130H52ZM64 129V128H63ZM98 129V128H97ZM100 129V128H99ZM102 129V128H101ZM127 129V128H126ZM125 129V130H126ZM131 129V128H130ZM145 129V128H144ZM143 128H142V130H144ZM7 131H9V130H11L10 129V127L8 128V129H6ZM62 130V129H61ZM231 130V129H230ZM89 131H93V130H89ZM95 131H96V129H95ZM104 131V130H103ZM128 132H129V130H127ZM139 131V130H138ZM9 132H11V131H9ZM79 132V131H78ZM87 132V131H86ZM94 132V131H93ZM100 132V131H99ZM99 132H97L98 133V135H99ZM190 132V131H189ZM188 132V133H189ZM231 132V131H230ZM89 133V132H88ZM91 133V132H90ZM129 133H131V132H129ZM136 133V132H135ZM144 133H145V131H144ZM193 133V132H192ZM63 134V133H62ZM67 134H69V133H67ZM72 134V133H71ZM80 134V133H79ZM78 134V135H79ZM95 134V133H94ZM105 134V133H104ZM133 134H134V132H133ZM140 134V133H139ZM74 135V134H73ZM90 135V134H89ZM96 135V134H95ZM141 135V134H140ZM189 135V134H188ZM210 135V134H209ZM226 135V134H225ZM68 136V135H67ZM67 136H66V138H67ZM71 136V135H70ZM80 136H81V134H80ZM88 136V135H87ZM131 136V135H130ZM133 136V135H132ZM142 136H144L143 134H142ZM141 136V137H142ZM164 136V137H165ZM74 137H76V136H74ZM73 137V138H74ZM82 137V136H81ZM138 137V136H137ZM140 137V138H141ZM0 138H1V136H0ZM63 138V137H62ZM72 138V139H73ZM98 138H99V136H98ZM105 138V137H104ZM108 138V137H107ZM124 138H126V137H124ZM135 138V137H134ZM139 138V137H138ZM163 138V137H162ZM171 138V137H170ZM5 139V138H4ZM70 139V138H69ZM80 139V138H79ZM93 139V138H92ZM136 139V138H135ZM46 140V139H45ZM74 140H76V139H74ZM78 140V139H77ZM82 140H84V143H83V141ZM82 140H80V142L78 143V144H80L81 143V141H82V143L86 146L85 148H87V150L88 149H93V146H92V142L93 141H91V139L90 138H83ZM132 140H133V138H132ZM138 141H140L139 139H137ZM137 140H135V141H137ZM164 140V139H163ZM232 140V139H231ZM230 140V141H231ZM152 141V140H151ZM169 141H171V140H169ZM168 141V138H167V141H164V143L166 142V143H168L169 142ZM199 141H200V139H199ZM67 142H70L69 140H68V138H67ZM176 142V141H175ZM73 143V142H72ZM71 143V144H72ZM75 143H76V141H75ZM145 143H146V140H145ZM165 143V144H166ZM171 143V142H170ZM170 143H168V145L170 144ZM94 144V143H93ZM141 144V143H140ZM144 144V143H143ZM143 144H141V145H143ZM164 144V145H165ZM211 144V143H210ZM13 145V144H12ZM11 145V143H10V146H12ZM70 145V144H69ZM75 145V144H74ZM73 145V146H74ZM77 145V144H76ZM146 145V144H145ZM151 145V144H150ZM167 145V144H166ZM217 145H218V143H217ZM81 146V145H80ZM79 146V148H81ZM135 146H136V143H135ZM147 146V145H146ZM172 146V145H171ZM232 146V145H231ZM15 147V146H14ZM52 147H55L54 148V150H53V152H52ZM137 147V146H136ZM147 147H149V146H147ZM203 147V146H202ZM97 148V147H96ZM138 148V147H137ZM139 148H140V146H139ZM143 148V147H142ZM152 148H153V146H152ZM171 148V147H170ZM170 148H169V150H170ZM186 148V147H185ZM5 149V148H4ZM73 149V148H72ZM136 149V148H135ZM154 149H156V148H154ZM177 149V148H176ZM66 150V149H65ZM86 150V149H85ZM86 150V151H87ZM94 150V149H93ZM146 150V149H145ZM150 150V149H149ZM207 150V149H206ZM81 151H82V149H81ZM96 151V153H95V155L98 153V151L97 150H95ZM94 151V152H95ZM120 151V150H119ZM132 151H134V150H132ZM152 151V150H151ZM222 151V150H221ZM65 152V151H64ZM67 152H69V151H67ZM85 152V151H84ZM87 152H89V150L87 151ZM135 152V151H134ZM145 152V151H144ZM146 152H147V150H146ZM150 152V151H149ZM159 153H160V150L158 151ZM157 152V153H158ZM166 152V151H165ZM43 153V154H42ZM57 153H59V156H56V155H58ZM90 153V152H89ZM167 153V152H166ZM172 153V152H171ZM70 154V153H69ZM83 154V153H82ZM91 154V153H90ZM93 154V153H92ZM132 154H134V153H132ZM141 154V153H140ZM147 154H148V152H147ZM151 154V153H150ZM165 154V153H164ZM6 155V154H5ZM61 155V156H60ZM85 155H86V153H85ZM88 155V154H87ZM85 156V157H87L88 158V156ZM125 155V154H124ZM152 155H155L156 156V153H155V151H153V153L151 154V156ZM168 155H170V153L168 154ZM172 155V154H171ZM192 155V154H191ZM190 155V156H191ZM68 156V155H67ZM126 156V155H125ZM150 155H148V157H149ZM151 156H150V158H151ZM44 157V156H43ZM93 157L95 158V156H94V154H93ZM138 157V156H137ZM140 157V156H139ZM147 157V158H148ZM36 158V157H35ZM48 158V157H47ZM74 158V157H73ZM91 157H89V159H90ZM133 158H136V156L134 157L133 156ZM142 158H143V156H142ZM142 158H140V159H142ZM152 158H154V157H152ZM187 158V157H186ZM49 159V158H48ZM74 159H76V158H74ZM131 159H132V156H131ZM138 158H136L135 159V161H138L137 160ZM114 160V159H113ZM130 160V159H129ZM134 160V159H133ZM190 160V159H189ZM76 161H78V160H76ZM140 161V160H139ZM208 161V160H207ZM75 162V161H74ZM93 162H94V160H93ZM152 162V161H151ZM155 162V161H154ZM153 162V163H154ZM80 163V162H79ZM95 163V162H94ZM175 162L174 161H172V162H170L169 163V165L167 166V167H165L164 168V173L166 174V175H164L165 177L166 176H169L170 174H171V171H170V168H171V166L174 164ZM114 164V163H113ZM128 164V163H127ZM224 164V163H223ZM230 164V163H229ZM83 165V164H82ZM130 165V164H129ZM205 165H206V163H205ZM120 166V165H119ZM151 166H152V163H151ZM202 166H203V164H202ZM9 167H11V168H9ZM75 167V166H74ZM77 167V166H76ZM83 167V166H82ZM87 167H88V165H87ZM91 167V166H90ZM7 168H9L10 170H11V172L12 173H14L15 174V176L16 177H18L19 179H21V178H23V177H28L27 176V173H26V165L24 164V162H23V160L22 159H19L15 154H14V151H13V147H10V151H9V154L7 155V157H3V158H0V175L2 174V178H0V183H2V182H9V177H8V173L6 172L5 173V169H7ZM52 168V169H53ZM61 168V167H60ZM93 168V167H92ZM113 168V167H112ZM202 168V167H201ZM201 168H196V169H201ZM204 168V167H203ZM203 168H202V171H203V174H204V172L206 171V170H203ZM211 168V167H210ZM37 169V170H38ZM86 169V168H85ZM206 169V168H205ZM215 169H216V167H215ZM220 169V164H218L217 165V171H216V175H214L210 180L215 184V185H217V186H222L223 187V189H227V190H236V191H238L239 193L240 192H242V188H241V184H238V185H236L237 183L236 182H234V176H235V174H236V170H235V166H234V164H233V166H232V168H231V170H230V172L231 173H229V174H226V173H224V172H221V171H218ZM70 169H68V171H69ZM73 169H72V167H71V170L70 171H72ZM75 170V169H74ZM73 170V171H74ZM99 170V169H98ZM145 170V169H144ZM194 170V169H193ZM207 170H209V169H207ZM54 171V170H53ZM57 171V170H56ZM151 171V170H150ZM77 172V171H76ZM100 172V171H99ZM116 172V171H115ZM179 173L181 172V171H178ZM182 172H183V170H182ZM194 172H196L195 170H194ZM209 172V171H208ZM38 173V172H37ZM53 173V172H52ZM52 173H51V175H52ZM65 173V172H64ZM63 173V174H64ZM74 173V172H73ZM78 173V172H77ZM77 173H74V174H77ZM163 173V174H164ZM179 173H178V175H179ZM41 174V175H42ZM43 174V175H44ZM62 174V173H61ZM144 174V173H143ZM186 174V173H185ZM195 174H197V173H194V175ZM264 174V173H263ZM51 175L49 174L48 175V177L50 176L51 177ZM57 175V174H56ZM142 175V174H141ZM172 175V174H171ZM193 175V176H194ZM47 176V175H46ZM82 176V175H81ZM107 176V175H106ZM126 176H127V174H126ZM45 177V176H44ZM82 177H84V176H82ZM144 177H146V179L147 180H149L150 181V179H156L157 180V178H159L160 176H159V174H154V173H148L146 176H144ZM174 177V176H173ZM236 177V176H235ZM242 177V176H241ZM241 177H239L238 176V179L239 178H241ZM35 178V177H34ZM63 178H64V176H63ZM66 178V177H65ZM114 178V177H113ZM124 178V177H123ZM143 178V177H142ZM204 178H205V176H204ZM81 179V178H80ZM110 179V178H109ZM138 179H139V177H138ZM236 179V178H235ZM237 179V180H238ZM50 180H51V178H50ZM135 180V179H134ZM140 180V179H139ZM176 180H177V177H176ZM179 180V179H178ZM182 180V179H181ZM186 180V179H185ZM207 180V179H206ZM241 180V179H240ZM245 180V179H244ZM248 180V179H247ZM49 181V180H48ZM74 181V180H73ZM91 181H92V179H91ZM153 181V180H152ZM155 181V180H154ZM160 181V180H159ZM81 182H83L82 180H81ZM238 182V181H237ZM250 181L248 180V183H249ZM30 183V182H29ZM34 183V182H33ZM33 183H31V184H33ZM62 183V182H61ZM173 183V182H172ZM176 183H177V181H176ZM205 183V182H204ZM241 183H242V180H241ZM82 184V183H81ZM83 184H85V183H83ZM89 184H91V183H89ZM118 184V183H117ZM148 184V183H147ZM178 184H180L179 182H178ZM183 184H185V183H183ZM190 184V183H189ZM189 184H188V186H189ZM195 184V183H194ZM203 184V183H202ZM207 184H208V182H207ZM207 184H205V186L207 185ZM246 184H247V182H246ZM92 185V184H91ZM175 185V184H174ZM247 185H249V184H247ZM16 186V185H15ZM30 186V185H29ZM90 186V185H89ZM88 186V187H89ZM148 186V185H147ZM178 186V185H177ZM185 186V185H184ZM191 186V185H190ZM196 186V185H195ZM198 186V185H197ZM24 187H25V185H24ZM121 187V186H120ZM119 186H117L116 188H117V190H116V192H115V196H114V202H115V204L117 205L115 208H114V216H115V219L113 220V221H111V222H107V223H104V224H100V225H98V227H96V228H94V230H93V232L91 233V234H89L88 235V237H87V240H86V242H85V244H84V249L87 251V253H97V255H99V258L100 257H104V258H106V256L107 257H111V259L112 258H114L115 260H116V264H122L123 262H122V260H123V257L124 258H128V256L129 255H131V256H133L134 255V251H135V248H136V246H137V244H139L141 241H150L151 240V236L153 235H151L150 234V232H147V233H144L143 231H145V230H148V229H150V227H149V225H148V223H146V222H142L141 220H138V219H136L135 218V214H137V213H139V212H137V210L135 209V208H131V207H129V205H128V203H127V197H126V191H124L123 189H121ZM168 187V186H167ZM166 187V188H167ZM169 187H170V185H169ZM209 187V186H208ZM85 188H86V186H85ZM92 188V187H91ZM170 188H172V187H170ZM188 188V187H187ZM194 188V187H193ZM196 188V187H195ZM199 188V187H198ZM259 188V187H258ZM31 189V188H30ZM88 189V188H87ZM87 189H85V190H87ZM186 189V188H185ZM190 189V188H189ZM205 189V188H204ZM218 189V188H217ZM148 190V189H147ZM150 190H152V189H150ZM159 190V189H158ZM161 190V189H160ZM159 190V191H160ZM172 190H174V189H171L170 191L172 192ZM192 190V189H191ZM201 190V189H200ZM206 190H207V187H206ZM205 190V191H206ZM164 191V190H163ZM169 191V192H170ZM219 191V190H218ZM126 192V193H125ZM148 192V191H147ZM152 192V191H151ZM153 192H154V194H156L157 195V193H155V192H157V191H155V190H153ZM209 192V191H208ZM232 192V191H231ZM17 193V192H16ZM186 193V192H185ZM192 193V192H191ZM196 193V192H195ZM197 193H198V191H197ZM196 193V194H197ZM204 193V192H203ZM202 192H201V194H203ZM228 193V192H227ZM235 193V192H234ZM88 194H90V193H88ZM107 194V193H106ZM158 194H160V193H158ZM171 194V193H170ZM173 194V193H172ZM188 194V193H187ZM193 194V193H192ZM208 194V193H207ZM221 194V193H220ZM256 194V193H255ZM32 195V194H31ZM128 195V194H127ZM150 195H152V193L150 194ZM149 195V196H150ZM161 195V194H160ZM159 195V196H160ZM189 195V194H188ZM187 195V196H188ZM198 195H200V194H198ZM205 195H206V193H205ZM227 195V194H226ZM33 196H34V194H33ZM32 196V197H33ZM61 196V195H60ZM96 196H97V194H96ZM95 196V200H96V197ZM105 196V195H104ZM143 196V195H142ZM158 196V195H157ZM169 196H171V195H169ZM183 196H184V194H183ZM230 196V195H229ZM255 196V195H254ZM261 196V195H260ZM156 197V196H155ZM154 197V198H155ZM172 197V196H171ZM193 197V196H192ZM194 197H195V195H194ZM200 197V196H199ZM202 197V196H201ZM204 197V196H203ZM151 198L152 197H150V200H151ZM153 198V199H154ZM159 198V197H158ZM162 198V200H163V197H161ZM178 198H179V196H178ZM177 198V199H178ZM182 198H184V197H182ZM187 198V197H186ZM261 198V197H260ZM14 199L16 200V195H15V192L13 191V190H6V189H2V185H0V226L2 227V228H6L7 230H9V231H11L12 232V230L14 229V228H19V230L20 229H22V223L16 218V214H17V212H18V203L16 202V201H14ZM109 199V198H108ZM134 199V198H133ZM171 199V198H170ZM187 199H189V196H188V198ZM138 200V199H137ZM160 200V199H159ZM175 200V199H174ZM204 200V199H203ZM224 200V199H223ZM232 200H233V198H232ZM79 201V200H78ZM85 200H83V202H84ZM97 201H98V198H97ZM113 201V200H112ZM172 201V200H171ZM185 201V200H184ZM199 201V200H198ZM208 201V200H207ZM241 201V200H240ZM89 202V201H88ZM173 202H175V201H173ZM180 202V201H179ZM186 202H187V200H186ZM189 202L191 203L192 202V200H190L189 199ZM209 202V201H208ZM243 202V201H242ZM133 203V202H132ZM189 203V204H190ZM193 203V202H192ZM203 203V202H202ZM201 203V204H202ZM210 203V202H209ZM243 203H245V202H243ZM242 203V205H245V204H243ZM169 204V203H168ZM179 204H181V203H179ZM182 204H184L185 205V202H183ZM198 204H200V202L198 203ZM197 204V205H198ZM204 204V203H203ZM202 204V205H203ZM212 204V203H211ZM215 204V203H214ZM134 205V204H133ZM141 205V204H140ZM178 205V204H177ZM201 205V206H202ZM205 205V204H204ZM203 205V206H204ZM208 205V204H207ZM225 205H226V203H225ZM150 206V205H149ZM151 206H153V205H151ZM164 207H167V209L169 208L167 205H163ZM187 206V205H186ZM188 206H190V205H188ZM199 206V205H198ZM154 207V206H153ZM156 207H158L157 205H156ZM160 207V206H159ZM213 207V206H212ZM245 207H247V206H245ZM155 208V207H154ZM161 208V207H160ZM183 208V207H182ZM205 208V207H204ZM259 208V207H258ZM101 209V208H100ZM103 209V208H102ZM163 209V208H162ZM162 209H160V210H158V212H157V215L159 216V218L160 219H163L162 221H164V220H168V219H172V218H177V215H174V214H172L171 212H170V209H166L167 211L166 212H162L161 210ZM193 209V208H192ZM191 209V210H192ZM203 209V208H202ZM206 210H208L207 208H205ZM205 209H203V210H201V213H202V211H205ZM210 209V208H209ZM212 209V208H211ZM232 209H233V207H232ZM237 210V208H234V210ZM247 209V208H246ZM79 212H81L82 214H83V218L82 219H80V220H78L77 222H75L74 223V226L73 227H75V235L76 236H78V237H76V243H75V245H74V248H73V251H72V253L69 255V256H67L66 257V259H65V263H67V264H84V261H85V255H83V253H82V241H81V239H78L79 238V236L82 234V232H83V229L84 228H88L89 226H93V224H92V222L90 221V214L93 212V210H94V208H93V206L92 205H87L86 203H82V205H80V207H79ZM142 210V209H141ZM164 210V209H163ZM178 210V209H177ZM183 210H184V208H183ZM186 210V209H185ZM196 210H197V208H196ZM218 210V209H217ZM193 211V210H192ZM210 211V210H209ZM239 211V210H238ZM246 211V210H245ZM26 212H28L27 210H26ZM137 212V213H136ZM186 212V211H185ZM189 212V211H188ZM206 212H208V211H206ZM212 212V211H211ZM241 212H243L242 211V209H241ZM240 212V213H241ZM254 212V211H253ZM191 213V212H190ZM189 213V214H190ZM209 213V212H208ZM238 213V212H237ZM237 213H235V214H237ZM184 214V213H183ZM225 214V213H224ZM235 214L233 215V213H232V218H233V216L235 217ZM242 214V213H241ZM243 214H246V212L244 213L243 212ZM143 215V214H142ZM145 215H146V213H145ZM148 215V214H147ZM156 215V216H157ZM191 215V214H190ZM195 215V214H194ZM199 215H200V213H199ZM202 215V214H201ZM203 215H205L204 214V212H203ZM238 215V214H237ZM258 215V214H257ZM138 216V215H137ZM156 216H154V217H156ZM207 216V215H206ZM205 216V217H206ZM225 216V215H224ZM223 216V217H224ZM101 217V216H100ZM147 217H149V216H147ZM153 217V218H154ZM192 217V216H191ZM194 217V216H193ZM238 217H242L243 218V215H240L239 214V216ZM257 217V216H256ZM259 217V216H258ZM144 218V217H143ZM186 218V217H185ZM184 218V219H185ZM188 219H189V216L187 217ZM186 218V219H187ZM224 218H227L228 220H230L231 221V219H229V216H225ZM246 218H247V216H246ZM260 218V217H259ZM99 219V218H98ZM158 219V218H157ZM159 219V220H160ZM183 219V220H184ZM192 219V218H191ZM226 219V220H227ZM240 219V218H239ZM244 219V218H243ZM257 219V218H256ZM180 220V219H179ZM206 220V219H205ZM225 220V221H226ZM242 220V219H241ZM263 220V219H262ZM161 221V220H160ZM159 221V222H160ZM161 221V222H162ZM166 221L164 222V224L166 225ZM200 221V218L199 219H197V220H195L194 222H193V224H192V228H190V229H187L186 231H185V237H184V239H186V240H190V239H192V237H194V236H196V232L198 231H196L195 232V228H197V226H199L198 224L200 223L199 222ZM202 221V220H201ZM224 221V222H225ZM236 221V220H235ZM169 221H167V223H168ZM181 222V221H180ZM232 222H234V221H232ZM260 222V221H259ZM264 222V221H263ZM163 223V222H162ZM204 222H202V224H203ZM231 223V222H230ZM229 222H228V224L227 225H229L230 224ZM168 224H170V223H168ZM190 224V225H191ZM205 224V223H204ZM203 224V225H204ZM213 224V223H212ZM243 224H245V221H244V223ZM259 224V223H258ZM76 225H79V226H77L76 227ZM189 225V226H190ZM239 225V224H238ZM171 226V225H170ZM188 226V225H187ZM233 226V225H232ZM0 227V228H1ZM78 227H80V228H78ZM159 227V226H158ZM157 227V228H158ZM169 227V226H168ZM171 227H174V225L173 226H171ZM225 227V226H224ZM223 227V228H224ZM262 227V226H261ZM27 228V227H26ZM153 228V227H152ZM221 228V227H220ZM228 228V227H227ZM226 228V229H227ZM260 228V227H259ZM24 229H25V227H24ZM161 229V228H160ZM174 229V228H173ZM180 229V228H179ZM186 229V228H185ZM206 229H208V228H206ZM222 229V228H221ZM238 229V228H237ZM240 229V228H239ZM238 229V230H239ZM58 231V235H55L54 236V238H49V239H46V245H44V246H42V245H40V241H39V234L38 233H35L34 235H33V237H31V238H25V239H20L21 241H22V244L24 245V246H26L27 247V249H29V252L32 254V258H31V261H32V263L34 264V263H39V264H41L42 262H44V259L46 258V257H48V255H47V253L49 254V257L50 258H55L56 260H60L61 258V255H65V252H66V248H67V246H68V242H69V237H68V235H67V233H66V226H64V227H60L59 229H57ZM209 230V229H208ZM213 230H216V229H213ZM234 230V229H233ZM241 230V229H240ZM262 230V229H261ZM260 230V231H261ZM264 230V229H263ZM14 231H16L15 229H14ZM149 231V230H148ZM177 231V230H176ZM216 231H218V230H216ZM216 231H213V232H216ZM230 231V230H229ZM252 231V230H251ZM72 232H74V231H72ZM206 233H207V230L205 231ZM212 232V233H213ZM219 232H220V230H219ZM12 233H15V232H12ZM32 233V232H31ZM159 233H162V232H159ZM179 233V232H178ZM204 233V232H203ZM225 233V232H224ZM231 233V232H230ZM240 233H241V231H240ZM240 233L238 234V235H240ZM244 233V232H243ZM72 234V233H71ZM200 234V233H199ZM205 234V233H204ZM208 234V233H207ZM221 234V233H220ZM229 234V233H228ZM232 234V233H231ZM236 234H237V232H236ZM260 234V232L258 233V235ZM13 235V234H12ZM155 235V234H154ZM154 235H153V237H154ZM156 235H158V234H156ZM206 235V234H205ZM213 235V234H212ZM230 235V234H229ZM257 235V236H258ZM14 236V235H13ZM46 236H48V235H46ZM45 236V238H47ZM53 236V235H52ZM158 236H160V235H158ZM164 236V235H163ZM162 236V237H163ZM168 236V235H167ZM210 236V235H209ZM218 236V235H217ZM161 237V236H160ZM161 237V238H162ZM204 237V236H203ZM207 237V236H206ZM212 237V236H211ZM216 236H214L213 235V238L212 239H214ZM243 237V236H242ZM19 238H21V237H19ZM23 238V237H22ZM164 238V237H163ZM195 238V237H194ZM193 238V239H194ZM202 238V237H201ZM205 238V237H204ZM224 238V237H223ZM237 238H238V236H237ZM245 238V237H244ZM260 238V236H258V239L257 240H260L259 239ZM41 239V238H40ZM160 238L158 237L157 239H156V241H154V243H156V244H159L161 241L159 240ZM197 239V238H196ZM195 239V240H196ZM207 239V238H206ZM210 239V238H209ZM216 239V238H215ZM228 239V238H227ZM233 239V238H232ZM10 240H11V238L10 237H8V234H6V233H4V232H0V264H25V263H27V258L26 257H24V256H19V255H16L12 250H11V248L9 247V242H10ZM17 240V239H16ZM42 240V239H41ZM198 240H199V238H198ZM197 240V241H198ZM222 240V239H221ZM237 240V239H236ZM20 241V242H21ZM168 241V240H167ZM173 241V240H172ZM196 241V242H197ZM201 241H202V239H201ZM219 241V240H218ZM16 242H18V241H16ZM204 242V241H203ZM234 242V241H233ZM238 242V241H237ZM258 242V241H257ZM116 243H120L121 244V250H120V252L117 254V255H115L114 254V252H113V246L116 244ZM169 243V242H168ZM187 243V242H186ZM216 243V242H215ZM220 244H221V241L219 242ZM246 243V242H245ZM244 243V244H245ZM217 244V243H216ZM219 244V245H220ZM247 244V243H246ZM165 245V244H164ZM174 245V244H173ZM158 246V245H157ZM169 246H170V244H169ZM172 246V245H171ZM241 246V245H240ZM257 246H259V248L262 246V243L259 241L258 242V245ZM256 246V247H257ZM69 247V246H68ZM151 247V246H150ZM172 247H175V245L174 246H172ZM187 247V246H186ZM244 247V246H243ZM263 247V246H262ZM176 249V248H175ZM180 249V248H179ZM212 249H213V247H212ZM261 250V249H260ZM157 251V250H156ZM173 254V253H172ZM245 254V253H244ZM96 255V254H95ZM176 255H177V253H176ZM263 255V254H262ZM147 256V255H146ZM184 256H185V258L187 259V261L188 262H193V260H192V258H191V254H190V252L187 250V251H185L184 252ZM149 257H151V256H149ZM163 257V256H162ZM169 257V256H168ZM167 257V258H168ZM170 257H171V255H170ZM159 258V257H158ZM108 259V258H107ZM147 259V258H146ZM150 259V258H149ZM155 259V258H154ZM166 259V258H165ZM156 260H159V259H155V263L157 262L158 264H160L158 261H156ZM161 261L163 260V258H161L160 259ZM109 261V260H108ZM124 261V260H123ZM164 261V260H163ZM238 261V260H237ZM146 262V261H145ZM164 262H166V261H164ZM31 263V262H30ZM29 262L27 263V264H30ZM60 263V262H59ZM153 263V262H152ZM154 263V264H155ZM234 264V263H233Z\"/></svg>",
  "mask_w": 264,
  "mask_h": 264
}]
</instances>
